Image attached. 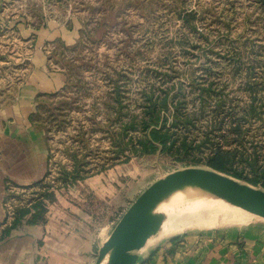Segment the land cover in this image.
I'll use <instances>...</instances> for the list:
<instances>
[{
    "label": "rangeland",
    "instance_id": "obj_1",
    "mask_svg": "<svg viewBox=\"0 0 264 264\" xmlns=\"http://www.w3.org/2000/svg\"><path fill=\"white\" fill-rule=\"evenodd\" d=\"M50 21L69 29L73 39L46 40L38 31ZM38 67L65 73L67 82L57 93L39 95L32 115L50 154L48 176L33 193V205L41 204L32 208L38 215L33 220L45 224L46 202L83 181L64 186L65 171L84 164L87 174L96 175L116 167L101 197L84 195L83 240L70 242L84 247H70L63 264H99L101 245L147 188L179 170L212 169L205 162L216 150L229 152L226 175L264 190V0H0L1 141L5 113ZM156 108L165 110L167 127L180 125L178 142L198 144L193 158L178 161L157 152L126 162L134 156L129 148L143 146L141 126L155 122ZM200 194L213 198L197 190L178 196L157 235L137 252V264H158L161 251L175 255L190 236L221 234L255 218L218 198L215 205L232 214L231 221L161 237ZM7 207L8 220L31 211ZM52 260L60 264L59 256Z\"/></svg>",
    "mask_w": 264,
    "mask_h": 264
},
{
    "label": "crops",
    "instance_id": "obj_2",
    "mask_svg": "<svg viewBox=\"0 0 264 264\" xmlns=\"http://www.w3.org/2000/svg\"><path fill=\"white\" fill-rule=\"evenodd\" d=\"M38 33L48 41L74 37L69 29L58 28L53 21ZM66 82L65 73L36 68L22 98L5 113L7 131L4 140H0V264H53V256H59L63 264L70 256V247L74 250L84 247L80 243L75 249L70 244L75 239H78L75 242L83 240L84 226L79 219L83 215L84 195L101 197L106 186H110L107 177H111L116 167L92 175L69 190L60 189L55 200L46 202L49 208L46 223L33 220V193L48 176L50 154L48 142L32 121V115L39 95L57 93ZM8 205L31 211L22 218L8 220ZM254 217L246 226L228 228L221 234L190 236L181 241L183 246L175 255L161 251L158 264H264V219ZM114 223H108L107 227L113 229ZM96 239L93 233V244Z\"/></svg>",
    "mask_w": 264,
    "mask_h": 264
},
{
    "label": "water",
    "instance_id": "obj_3",
    "mask_svg": "<svg viewBox=\"0 0 264 264\" xmlns=\"http://www.w3.org/2000/svg\"><path fill=\"white\" fill-rule=\"evenodd\" d=\"M187 190L217 196L264 219V190L212 169L186 168L159 179L130 206L109 240L99 249V264H137L138 251L160 230L171 207Z\"/></svg>",
    "mask_w": 264,
    "mask_h": 264
},
{
    "label": "trees",
    "instance_id": "obj_4",
    "mask_svg": "<svg viewBox=\"0 0 264 264\" xmlns=\"http://www.w3.org/2000/svg\"><path fill=\"white\" fill-rule=\"evenodd\" d=\"M154 111L159 115L155 122H153V120L152 122L144 120L145 122L141 126V128H144V130H142L145 131L143 134H146V138L142 142L143 146L140 145V149L137 147L131 149L129 148L131 155L133 154L134 156L127 157L126 162H129L134 157H143L146 155L155 154L157 152L166 153L167 155L176 158L178 161H186L193 158L192 153L197 152V150L194 148L198 149V144L194 146L193 142H189L186 138H184L181 142H178V137L175 138V134L177 132L178 126L180 125L176 126L175 124V126L167 127L166 121L162 116V111L164 112L165 110L156 108ZM178 143L180 144L178 145ZM231 161L232 160L230 158L229 152L219 149L216 150V152L211 157L207 158L205 164L209 165L210 168L215 171L226 174L229 173L232 168ZM84 168H86V165L81 164L79 170L76 172L65 171L64 177L62 179L64 182L63 185L68 186L71 183H75L79 180H85L91 175H94L87 174L84 171ZM103 171L97 172V174H100ZM47 196L51 197L49 195ZM40 205L41 204H35L34 207L39 208ZM37 216L38 215H35L34 218Z\"/></svg>",
    "mask_w": 264,
    "mask_h": 264
},
{
    "label": "bare ground",
    "instance_id": "obj_5",
    "mask_svg": "<svg viewBox=\"0 0 264 264\" xmlns=\"http://www.w3.org/2000/svg\"><path fill=\"white\" fill-rule=\"evenodd\" d=\"M212 197L215 198L216 201H214L213 198H209V197L203 196L201 194L198 195V196L195 195V196H193V198L191 197L193 199V205L187 207L188 209L186 211H184L186 209L185 208L183 210L184 213H181L178 217L176 216L171 224L168 222L170 225L166 229L164 227L165 230L163 229L164 233L162 231L163 234L161 233V235H162L161 237H167L168 235L174 234L177 231H182L185 228L188 229V227L202 226V225L203 226L208 225V226L211 227V225L212 226L213 225L215 226V223H217V222L219 223L220 221H223V220L224 221L225 220L227 221L228 219L230 220L232 214H229V215L228 214H225L223 212L224 211L223 209L221 210V209H219V207H217L218 205L217 206L215 205V202H217V200H218L219 197H217V196H212ZM219 201H220V199H219ZM219 203L220 202H218V204ZM227 205H228V203H227ZM232 207H234V206L232 205ZM224 209L226 211V208H224ZM228 209H229V211L231 209H233V211H235L234 208H231L230 209V207H229ZM237 213L242 215V213H244V212H242V213L237 212ZM249 214H250V216H252L251 213H249ZM249 214H248V216H249ZM235 215L233 216V219H234ZM244 215H243V217H245ZM236 216H238V218H240L239 215H236ZM253 216H255V215H253ZM257 218L259 219V217H257ZM241 219H242V216H241ZM248 220H250V218H248ZM227 222H229V221H227Z\"/></svg>",
    "mask_w": 264,
    "mask_h": 264
}]
</instances>
